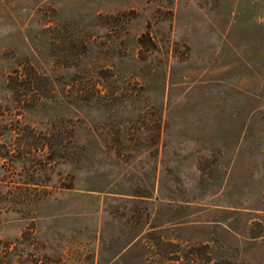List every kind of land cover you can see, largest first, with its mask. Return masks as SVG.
I'll use <instances>...</instances> for the list:
<instances>
[{"label":"rangeland","instance_id":"rangeland-1","mask_svg":"<svg viewBox=\"0 0 264 264\" xmlns=\"http://www.w3.org/2000/svg\"><path fill=\"white\" fill-rule=\"evenodd\" d=\"M0 264H264V0H0Z\"/></svg>","mask_w":264,"mask_h":264}]
</instances>
